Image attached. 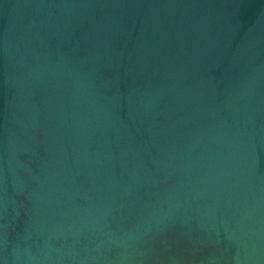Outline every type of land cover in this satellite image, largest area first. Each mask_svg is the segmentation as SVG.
<instances>
[{"label": "water", "instance_id": "1", "mask_svg": "<svg viewBox=\"0 0 264 264\" xmlns=\"http://www.w3.org/2000/svg\"><path fill=\"white\" fill-rule=\"evenodd\" d=\"M0 264H264V0H0Z\"/></svg>", "mask_w": 264, "mask_h": 264}]
</instances>
